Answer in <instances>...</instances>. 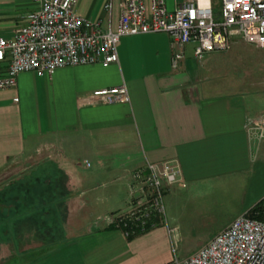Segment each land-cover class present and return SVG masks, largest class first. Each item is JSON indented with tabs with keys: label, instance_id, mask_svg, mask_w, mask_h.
<instances>
[{
	"label": "crops",
	"instance_id": "crops-1",
	"mask_svg": "<svg viewBox=\"0 0 264 264\" xmlns=\"http://www.w3.org/2000/svg\"><path fill=\"white\" fill-rule=\"evenodd\" d=\"M179 1L166 0L168 10ZM119 3L78 0L76 8L114 28ZM36 7L0 0V34L12 37ZM117 56L108 66L23 71L0 90V264H168L166 225L128 238L98 220L126 207V174L148 162L159 172L169 166L166 218L179 233L171 204L182 190L242 185L238 215L264 195V136L246 130L264 116V47L234 39L198 58L189 44L173 68L169 35L153 32L122 36ZM122 83L127 102L78 105L80 95ZM36 153V164L1 179L10 161Z\"/></svg>",
	"mask_w": 264,
	"mask_h": 264
},
{
	"label": "built area",
	"instance_id": "built-area-1",
	"mask_svg": "<svg viewBox=\"0 0 264 264\" xmlns=\"http://www.w3.org/2000/svg\"><path fill=\"white\" fill-rule=\"evenodd\" d=\"M25 22L12 37L0 34V90L17 85L23 71L52 74L65 66L118 61L117 44L122 36L165 32L170 37L171 66L177 68L185 48L194 56L225 51L234 39L264 47V0H221L219 19L212 0H181L168 10L166 0H120L117 25L104 27L99 19L81 15L78 0H35ZM105 8L109 4L104 5ZM17 100V98H14ZM129 93L124 83L93 89L78 97L79 106L125 103ZM248 134L264 136V116L246 122ZM129 200L126 207L104 214L98 220L123 231L126 237L164 224L171 236L169 264H264V219L242 213L192 253L177 257L178 228L169 226L164 196L173 183L169 166L159 172L146 163L126 174Z\"/></svg>",
	"mask_w": 264,
	"mask_h": 264
},
{
	"label": "rangeland",
	"instance_id": "rangeland-1",
	"mask_svg": "<svg viewBox=\"0 0 264 264\" xmlns=\"http://www.w3.org/2000/svg\"><path fill=\"white\" fill-rule=\"evenodd\" d=\"M214 17L219 19L221 0H212ZM40 160L36 153L31 157H21L10 161L3 168L1 179L17 176L22 170L33 166ZM84 164L82 161L80 162ZM242 185H204L195 190L180 191L171 210L179 215L180 233L177 243V257H184L208 241L238 215L248 197ZM264 197L261 196L247 209ZM166 215L169 217V202L165 198ZM178 228V227H177ZM179 229V228H178ZM172 253V252H171ZM173 253L171 254L172 257Z\"/></svg>",
	"mask_w": 264,
	"mask_h": 264
},
{
	"label": "trees",
	"instance_id": "trees-1",
	"mask_svg": "<svg viewBox=\"0 0 264 264\" xmlns=\"http://www.w3.org/2000/svg\"><path fill=\"white\" fill-rule=\"evenodd\" d=\"M246 214L258 219H264V197L261 200H259L257 203H255L250 209H248ZM131 237L133 236H128V238Z\"/></svg>",
	"mask_w": 264,
	"mask_h": 264
}]
</instances>
